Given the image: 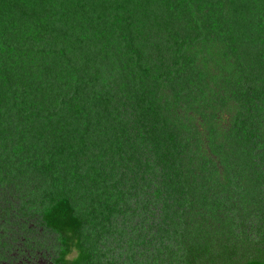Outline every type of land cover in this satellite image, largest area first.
I'll return each instance as SVG.
<instances>
[{"label":"trees","instance_id":"1","mask_svg":"<svg viewBox=\"0 0 264 264\" xmlns=\"http://www.w3.org/2000/svg\"><path fill=\"white\" fill-rule=\"evenodd\" d=\"M88 154L101 214L129 188L181 232L188 264H227L239 220L264 207V0H0L4 244L23 247L41 217L56 263L91 264L85 223L53 186ZM26 181L54 188L41 213Z\"/></svg>","mask_w":264,"mask_h":264},{"label":"rangeland","instance_id":"2","mask_svg":"<svg viewBox=\"0 0 264 264\" xmlns=\"http://www.w3.org/2000/svg\"><path fill=\"white\" fill-rule=\"evenodd\" d=\"M79 152L75 151L73 157ZM71 156L64 159L58 158V162L63 166L74 164ZM88 160V161H86ZM92 156L82 159L77 165L78 178L72 176L64 177V172L59 179L53 182V186L59 187L71 198L72 205L79 216L84 221L83 241L90 253L93 255L91 264H188L185 253V241L173 232L178 230L170 225V221H156L152 219L155 214L152 203L145 201L144 196L128 192L127 198L120 200L118 205L112 206L115 211L111 214H101L97 195L100 194L101 180L94 170L98 169V164H92ZM99 174V171H98ZM49 180V179H48ZM32 182L26 181L25 200L32 199L34 208L40 213L51 204V196L46 193L54 190L51 186H45L39 190L31 189ZM45 188V189H44ZM150 209V211H149ZM210 217L207 222L216 225L215 216L222 209L209 210ZM264 207L260 208V217L250 224L249 220L245 224L239 220V225L233 235L234 243H237L239 253L231 257L227 264H245L248 261H264ZM23 227L27 230L28 239L23 247L19 242L3 243L0 239V257H8V262L13 260L28 258L30 253L34 259L30 264H58L55 258L61 246L59 235L52 229L45 226L40 220L34 223V227L29 228L28 223ZM222 232L216 237H220ZM9 235V234H8ZM8 237V236H7ZM8 240V238H7ZM33 242L29 247L27 244ZM16 244V245H15ZM218 244L215 242V246ZM20 248V249H19ZM19 250V251H18ZM27 250V251H25ZM76 256V252L69 255V258ZM30 261L31 259L28 258ZM13 264V263H12ZM22 264H27L23 262Z\"/></svg>","mask_w":264,"mask_h":264}]
</instances>
